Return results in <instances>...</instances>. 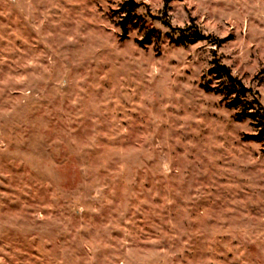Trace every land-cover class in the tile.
I'll return each mask as SVG.
<instances>
[{
  "label": "rangeland",
  "instance_id": "374dc122",
  "mask_svg": "<svg viewBox=\"0 0 264 264\" xmlns=\"http://www.w3.org/2000/svg\"><path fill=\"white\" fill-rule=\"evenodd\" d=\"M126 1L0 0V264H264V0Z\"/></svg>",
  "mask_w": 264,
  "mask_h": 264
},
{
  "label": "trees",
  "instance_id": "16d2710c",
  "mask_svg": "<svg viewBox=\"0 0 264 264\" xmlns=\"http://www.w3.org/2000/svg\"><path fill=\"white\" fill-rule=\"evenodd\" d=\"M137 5L136 0L126 1L127 13L120 22L125 32L127 31V19ZM167 25L174 31H178L183 38L187 37V31H189L188 37L191 39L204 38L197 26L188 25L182 28L172 27L169 23ZM209 72L221 77L223 86L216 88L217 91L223 95V100L226 101L228 107L237 109L236 117L239 120L249 118L252 121L257 132L253 137L261 140L264 147V105L260 94L247 87L238 76L232 73L229 66L221 63L216 58L213 59ZM206 88H209L208 84H206Z\"/></svg>",
  "mask_w": 264,
  "mask_h": 264
}]
</instances>
